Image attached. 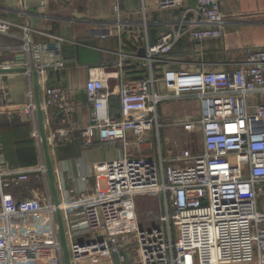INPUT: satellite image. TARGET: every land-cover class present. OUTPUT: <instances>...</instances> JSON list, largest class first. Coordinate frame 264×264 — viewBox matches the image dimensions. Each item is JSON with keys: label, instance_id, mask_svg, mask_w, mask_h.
Instances as JSON below:
<instances>
[{"label": "built area", "instance_id": "obj_1", "mask_svg": "<svg viewBox=\"0 0 264 264\" xmlns=\"http://www.w3.org/2000/svg\"><path fill=\"white\" fill-rule=\"evenodd\" d=\"M155 1L160 10H180V19L165 23L155 39L144 19L146 55L140 58L145 77L121 81L114 89L104 79H89L86 91L92 114L80 130L85 146L97 136L102 142L127 144L130 135L152 145L146 137L152 134L158 151L100 161L92 176L81 178L86 186L72 187L67 199L61 198L71 264H264V210L259 207L264 194V100L259 98L264 95V46L247 47L245 61L232 69H174L173 64L184 62L171 59L182 38L200 44L223 36L221 1L197 0L194 6L186 5V0ZM114 9L121 16L118 3ZM12 25L0 17L1 33ZM24 29L21 43L0 45V53L27 54L20 66L31 77L32 68L37 69L40 80L49 70L65 67L58 44L51 48L48 42H35L29 27ZM119 54L117 66L122 69L127 54ZM159 65L168 66L164 90L156 72ZM113 95L120 99L118 117L111 112ZM44 96L45 111L54 105L69 111L62 87L48 86ZM193 96L200 101V115L186 117L179 125L202 133L199 145L186 143L168 155L161 145L168 123L160 105ZM28 97L25 112L36 122L34 135L41 141L33 88ZM67 134L64 127L58 128L53 138L48 136L50 144ZM7 176L14 177L16 185L45 180V187H33L31 197L17 198L2 188ZM0 191V264H64L45 161L0 171ZM144 192L161 197L160 223L150 229L140 228L135 206L136 195ZM15 216L20 217L17 227Z\"/></svg>", "mask_w": 264, "mask_h": 264}, {"label": "crops", "instance_id": "obj_2", "mask_svg": "<svg viewBox=\"0 0 264 264\" xmlns=\"http://www.w3.org/2000/svg\"><path fill=\"white\" fill-rule=\"evenodd\" d=\"M148 1L151 3L152 12L148 10ZM196 1L186 0L185 3L194 6ZM220 1L224 18L223 36L200 44L190 39L181 40L174 48L171 59H180L184 62L173 64L172 68L232 69L245 61L247 47L264 46V0ZM117 3L121 16H118L114 10L116 14L114 18L110 9L106 16H99L97 19L92 14L90 0H0V17L13 24L7 33L0 32L1 46L20 44L25 32L24 27H29V33L35 42L57 43L61 50L65 67L60 70H49L40 83L42 100L45 97L46 87L60 86L67 93L69 102L67 105L70 106L67 112L58 105L45 111L46 130L49 137H52L60 127H64L68 133L64 140L50 144L62 200L67 199L70 188L86 186L81 178L92 176L96 163L126 155L146 156L158 151L159 144L154 141L152 134L146 135L152 140V145L148 142L140 143L133 135L129 136L127 144L123 141L102 142L97 136L91 145L85 146L81 138L80 129L90 122L92 114V106L88 102L86 91L89 79H104L110 89H114L121 81L145 77L146 67L139 56L145 40L144 19L146 18L149 22L151 34L155 29V39L164 31L165 23L178 21L181 15L178 9L160 10L155 0L145 2L117 0L114 6ZM192 18L193 14H190L189 19ZM119 52L127 54L122 69L117 66L121 58ZM137 55L138 58H136ZM3 56H6V59H2ZM27 56L22 52L0 53V67L4 64L20 66ZM167 67V65H159L156 69L158 77L161 78L162 90L165 88L162 78L168 70ZM31 88H33V80L26 72L0 74L1 172L26 169L44 161L41 141L34 135L36 122L25 112L29 100L28 92ZM256 98V96L251 97L252 102L250 99L249 101L253 103ZM259 98L264 100V95ZM173 100L177 99L167 101ZM114 103H116L114 106H117V101ZM196 104L194 110L197 107L200 110L199 99ZM194 110L179 118L166 117L160 111L168 123L163 131L164 142H161L162 148L165 146L166 154L176 153L167 148L166 130L170 127L171 133L174 134L175 130L180 128L185 133H190L186 128L181 127L179 122L186 117L195 118ZM117 115L119 116V112ZM199 115L200 111L197 117ZM190 144L192 143L188 142V146ZM193 146L197 147V144ZM32 153L36 154L37 163L26 164L25 161ZM13 179L14 177H5L6 186L2 188L17 198L31 197L32 188H37L39 184L45 187V180H40L41 183L37 181L38 186H33L30 191H27L21 185H16ZM1 225L2 219H0V227Z\"/></svg>", "mask_w": 264, "mask_h": 264}, {"label": "rangeland", "instance_id": "obj_3", "mask_svg": "<svg viewBox=\"0 0 264 264\" xmlns=\"http://www.w3.org/2000/svg\"><path fill=\"white\" fill-rule=\"evenodd\" d=\"M134 1V0H132ZM137 1V0H136ZM117 2V0H90V3L92 4V14L95 15L93 17L99 18L104 17L109 13V10L111 9V14L115 18V12H114V4ZM151 3L148 1L147 6L149 12H152V6ZM2 59H6V56L1 57ZM183 101V102H179ZM198 98L196 97H189L185 100H173V101H164L160 105V111L161 113L166 117L171 118H179L180 116H183L187 112H191L194 110V108L197 106ZM250 101L251 97H250ZM184 111V112H183ZM199 108L197 107L194 110V113H196L195 118H197V114H199ZM171 128L169 127L166 130L165 138L167 143V148L170 151H181L184 148V142L185 143H192L190 144V147H192L194 144L199 145L200 137L202 133H197L194 131H189L190 133H185L180 128H177L175 130V133H171ZM187 140V141H185ZM169 151V152H170ZM38 182L36 180H32L30 182L23 181L19 183L23 189L31 188L33 186H38ZM41 185V184H39ZM43 186V185H42ZM25 187V188H24ZM21 188V189H22ZM135 206L138 213V220H139V226L142 229H150L153 226L158 225L160 222L157 220V217L161 215L162 213V204H161V197L158 192H144L139 193L135 197ZM260 209H264V194L260 195ZM16 224L14 227H17L20 221V217L15 216ZM19 232V230H18ZM83 239L85 236L82 237ZM81 237H76L77 241H82ZM57 258V257H56ZM55 260V258H54ZM57 260L61 263L62 258L59 256ZM135 264V263H133Z\"/></svg>", "mask_w": 264, "mask_h": 264}, {"label": "water", "instance_id": "obj_4", "mask_svg": "<svg viewBox=\"0 0 264 264\" xmlns=\"http://www.w3.org/2000/svg\"><path fill=\"white\" fill-rule=\"evenodd\" d=\"M155 29L152 30V39H154ZM51 48L57 46V43H49ZM146 50L145 47H142L139 51L140 57H145ZM27 70L24 66H10V67H0L1 73H11V72H25ZM32 80H33V92H34V102L36 105V120L37 127L40 134L42 151L44 154V161L47 168V179L49 189L53 198L55 205L56 220L59 229V237L62 246L63 260L64 264H71V251H70V241L67 234L66 223L61 208V195L57 184L56 171L54 166L53 157L51 154L50 142L46 130V121H45V109L42 102V93H41V83L40 76L37 69L32 68Z\"/></svg>", "mask_w": 264, "mask_h": 264}, {"label": "trees", "instance_id": "obj_5", "mask_svg": "<svg viewBox=\"0 0 264 264\" xmlns=\"http://www.w3.org/2000/svg\"><path fill=\"white\" fill-rule=\"evenodd\" d=\"M185 39H188L187 37H184V38H182V40H185ZM194 42V41H193ZM180 43V42H179ZM178 43V44H179ZM194 43H196V42H194ZM178 44L176 45V46H178ZM143 46L142 47H144V44H142ZM175 46V47H176ZM174 47V48H175ZM174 50V49H173ZM173 52V51H172ZM172 52H171V55H172ZM114 98H116V99H114ZM114 101H117V106H114V105H116V103H114ZM118 103H119V107H118ZM110 107H111V112H112V114H113V116H115V117H118V112L120 111V99H119V97L118 96H116V95H113V96H111L110 97ZM116 108V109H115ZM72 139V138H71ZM71 139L69 140V141H71ZM73 139H74V136H73ZM72 139V140H73ZM63 143H66V142H63ZM62 143V144H63ZM59 144H61V143H59ZM35 151V150H34ZM25 163L26 164H36L37 162H36V154H30V157L27 159V161H25Z\"/></svg>", "mask_w": 264, "mask_h": 264}]
</instances>
